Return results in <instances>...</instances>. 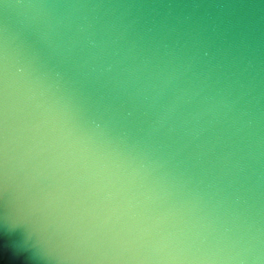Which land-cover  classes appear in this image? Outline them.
<instances>
[{
	"label": "water",
	"instance_id": "95a60500",
	"mask_svg": "<svg viewBox=\"0 0 264 264\" xmlns=\"http://www.w3.org/2000/svg\"><path fill=\"white\" fill-rule=\"evenodd\" d=\"M0 258L264 264V0H0Z\"/></svg>",
	"mask_w": 264,
	"mask_h": 264
},
{
	"label": "clouds",
	"instance_id": "9594fccd",
	"mask_svg": "<svg viewBox=\"0 0 264 264\" xmlns=\"http://www.w3.org/2000/svg\"><path fill=\"white\" fill-rule=\"evenodd\" d=\"M0 264H15V262L14 261L4 260V259L0 258Z\"/></svg>",
	"mask_w": 264,
	"mask_h": 264
}]
</instances>
